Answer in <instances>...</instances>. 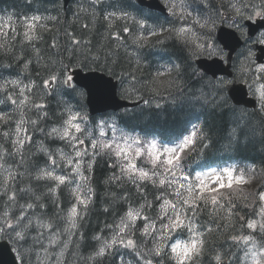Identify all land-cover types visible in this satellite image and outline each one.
Segmentation results:
<instances>
[{"label": "trees", "instance_id": "1", "mask_svg": "<svg viewBox=\"0 0 264 264\" xmlns=\"http://www.w3.org/2000/svg\"><path fill=\"white\" fill-rule=\"evenodd\" d=\"M0 1L3 3L0 4V12L6 13L10 0ZM249 1L245 0L242 7ZM253 2L259 4L261 0ZM216 6L221 7L219 0ZM28 17L24 16L21 22L0 17V101H3L0 113L7 117V122L0 119V157L9 160L14 167L12 171L0 174V212H18L9 217L10 220L16 219L18 224L22 211L29 204L33 205L19 222L24 227L25 239L20 252L25 264H41L42 259L45 264L50 260L52 264H121V257L129 264H147L148 261L157 264L159 258H154L151 250L164 244L167 247L162 264H176L168 242L172 237L187 238L188 233L185 227L172 229V236L168 238L169 228L163 225L169 223L174 213L168 208L167 216L164 215L160 206L165 200L171 201L176 211L179 209L186 218V225L195 223L202 234L199 237L203 241L202 251L194 264H215L218 253L224 255L229 247L221 246L227 236L220 232L224 228L229 230L233 199L226 192L210 196L200 193L191 172L197 163L211 156L208 152L216 148L221 152L226 150L229 159L238 155L255 162L257 167L263 166L264 170V120L249 110L233 107L225 90L197 71L189 54L195 47L190 43L167 42L156 47L165 54L160 59L166 58L172 65V60H176L181 65L176 75L160 81L153 74L158 69L148 66L152 57L150 60L145 48H138L144 53L143 59L135 56L134 50H123V42L112 35L119 28L118 17L105 12L100 4L92 2L89 5V2L74 0L67 12L60 4H47V8L38 15L39 19L32 21ZM132 26L136 28L137 24ZM149 50L150 54H155L152 47ZM25 63L28 64L27 70ZM86 65H100L111 74L131 81L129 95L132 97L144 96L151 98V102H161L128 110L120 116L121 120L116 119L125 127H138L145 132L158 131L169 139L175 138L194 117L206 115L203 122L205 139L198 140L205 152L192 158L184 170L170 176L168 173L160 174L159 169L151 170L143 158L135 157L136 170L129 174L128 164L121 162V156L115 155L114 148H104L99 143L93 146L88 141L89 151L81 160L86 195L77 197L70 182L57 187L54 180H37L36 176L42 169L53 166L49 156L56 160L55 166L66 176L73 175L74 164L68 165L59 154L63 151L64 156L70 158L73 152L71 144L49 136V133L53 127H60L65 122L69 107H83L85 101L79 89L63 91L61 87L65 85L59 83L57 91L50 92L44 82L53 75L57 76V81L61 80V72L69 66ZM13 79L20 83L11 84ZM21 89H24L22 95ZM165 91L169 95L162 97ZM198 99L205 103L196 102ZM191 102L193 104L190 105ZM36 105L45 107L37 108ZM44 112L48 115L43 116ZM13 113H22L19 118L31 130V138L24 141L19 151L18 145H11V119H17ZM88 122H95V118ZM5 132L8 133L6 137L3 135ZM89 163L93 165L91 169L88 168ZM141 170L147 171L151 180H139ZM162 178L165 180L163 185L159 183ZM239 195L237 213H249L252 203L248 204V197L243 192ZM212 198L216 199V204L211 202ZM80 200H88V203L82 204ZM193 201L198 209L195 215L190 211ZM74 205L78 206V211L71 218ZM130 209H140L141 215L135 223H129L130 230L122 234L120 226L122 221H127L126 213ZM71 219L76 221V228L71 227ZM29 221L30 227L25 229ZM150 223L155 230L150 229L151 235H146L143 229ZM45 224L52 227H44ZM126 233H130L129 236H123ZM113 237L125 241L132 239L135 247L117 244L108 248L107 244ZM54 239L56 242L52 243ZM101 247L105 248V254L96 255ZM169 254L171 258H168Z\"/></svg>", "mask_w": 264, "mask_h": 264}, {"label": "snow or ice", "instance_id": "2", "mask_svg": "<svg viewBox=\"0 0 264 264\" xmlns=\"http://www.w3.org/2000/svg\"><path fill=\"white\" fill-rule=\"evenodd\" d=\"M233 7H235V5H233ZM245 8H248V9H251L253 11V15L252 16H245L244 13L241 11V9L239 8H236V12L243 18V19H248V20H251L255 17H260L261 19H264V0H261L260 4L257 5L255 3L253 4H245L244 5ZM259 8V10L257 11L256 9ZM36 19H39V17H36ZM201 27H208L209 29H211L212 25H209V24H204V25H201ZM125 31H127V29H125ZM185 30L183 28L180 29V32L183 33ZM241 35L242 36H245L246 37V32L244 30H241ZM260 37L258 40H257V43L259 44H264V33H260ZM27 39H31V37H26ZM199 48L200 49H204L205 48V45L204 44H201L199 45ZM208 48L210 49L209 51V55H219V53L216 52V49L214 46L212 45H208ZM249 55H254L253 53H249ZM177 67H179L177 65ZM261 70H264V65H261ZM24 68L25 70L28 69V64L25 63L24 65ZM67 71V69H65L64 71L61 72V77H63V79L61 80V83L63 85H65L67 87V89L71 90V91H75V87L74 85L72 84V81H73V76L68 74V75H65V72ZM57 80V76L53 75L51 77V80L50 81H45V86H48L51 84L52 81H55ZM20 82L18 80H11V84L13 85H18ZM223 83V82H222ZM0 88H2V86H0ZM23 91L24 89H21V95L23 94ZM8 99L12 102V103H16L14 100L11 99V97H8ZM261 99L264 100V91L261 92ZM3 101H0V104H2ZM21 103L23 104L24 101H21ZM37 108H43L45 107L44 105H36ZM48 113L47 112H44L43 113V116H47ZM0 119H4L5 122H7V117H6V114L4 113H0ZM77 119V115H72L70 119H68L66 121V123L71 126L72 128H75L76 132H80L81 131V128H80V125L79 124H73V121ZM86 119V118H85ZM23 123V121H21V124ZM32 124L35 125L36 124V121L33 120L32 121ZM18 131H19V126H18ZM3 135L6 137L8 135L7 132L3 133ZM49 136H56L58 137L60 140H65V138H68L70 136V129L69 128H64L63 130H60V129H57L56 127H53L49 133ZM195 136V133L192 134L191 137L188 138V140L186 141V143H193L194 138ZM71 140L73 141V147H75V143L74 141L76 140V137H71ZM82 143L81 142V146H82ZM16 145H18V148H17V151L20 150V148L23 147L24 145V141L22 140H19L17 139V141L15 142ZM93 146H95V143H93ZM104 148H108L110 147L109 145L105 144L103 145ZM43 151L45 153H48V150L47 149H43ZM59 151V149L57 150ZM116 156H120L121 155V152L119 149H117L116 153H115ZM60 156L62 159H66V162L68 165H72L73 164V160L71 158H67L64 156V153L63 152H60ZM75 156L76 157H81L82 156V153L80 151H76L75 152ZM49 159L51 160V164L52 165H56V160L54 159H51V157L49 156ZM153 163H155V161H153ZM169 164L172 163L171 160L168 161ZM93 167V165L91 163H89L88 165V168L91 169ZM128 169H129V174L131 172H134L136 170V166L134 164H129L128 165ZM73 172H76L77 175L80 176V179L81 180H84L85 177L83 176V174L81 173L80 171V163H77L76 166L72 169ZM231 175V173H230ZM44 178H47V179H50V180H55V181H58L59 184L57 185V187L59 186H62L64 185L66 182H69V177L66 176V175H55V173L53 171H46V170H41L39 175L36 176V179L37 180H41V179H44ZM139 180H151V177L149 176L148 172L146 171H143L141 170L140 171V177H139ZM135 182V181H134ZM153 183H155V181H153ZM159 183L161 185H163L165 183V180L162 178L160 179ZM56 189H52V191H55ZM88 191L91 193L92 189L89 188ZM80 193H79V186L77 187V191H76V196L79 197ZM10 199H12V197H10ZM37 199H39V197H37ZM89 199H91V197H89ZM196 199H201L200 197H197ZM260 199L262 201H264V194H261L260 195ZM80 203L82 204H87L88 203V200H80L79 201ZM213 204H216V199H213L212 198V201H211ZM184 203H189V201H185ZM205 203H207V200L205 199ZM28 208H32L33 205L29 204L27 206ZM162 210H164V215L167 216V209L168 208H171L172 209V212L174 214H176V208L175 206H173L171 204V201H168V200H165L164 203L160 206ZM143 208V205H141V209ZM105 211H107V209H105ZM190 211H192V214L195 215L196 212L198 211V209L196 208L195 206V202L193 201L192 202V206L190 208ZM260 214L262 216H264V206H262L260 208ZM77 215V210L75 207H73L71 209V217H75ZM141 215V210L140 209H130L127 211L126 213V217H127V220L135 223L137 221V218L140 217ZM24 217H21L20 220H18V224L17 226L19 225V222L21 220H23ZM147 219V218H145ZM174 222V223H173ZM30 221L28 224L25 225V229H27L28 227H30ZM44 227H48V228H51L52 225L51 224H45L43 225ZM168 227L169 228V231H168V238H170L172 236V229H176V230H179L181 229L182 227H187L189 231H193L196 229V224L195 223H192V222H189L187 225L184 224V221L182 219H180V215L177 216L176 215V218L175 219H171V221L169 220V223L166 224V225H163V227ZM71 227L72 228H76L77 227V224H76V221L73 219L72 222H71ZM128 227V224L125 223L124 221H122L121 223V226H120V232L123 233L125 231V229ZM247 227L249 229H257L259 228V230L261 232H264V222H261V223H257L256 221H252V222H249L247 224ZM150 229L152 230H155L154 228V225H152L151 223L147 226V227H144L143 229V232L144 234L146 235H151V232H150ZM14 230V229H13ZM162 233V232H161ZM198 233V232H197ZM71 235V234H70ZM201 234L198 233V237L200 236ZM16 236L19 237L21 240L24 239V235L22 232H16ZM96 239H99V237H96ZM233 239H238L237 237H233ZM245 243L249 242V241H252L253 237L251 236H246V237H243ZM200 241V244L198 245V249H199V253L198 255H196L195 257H189L187 262H191V264H194V261H195V258L198 257L200 254H201V251H202V245H203V241L202 240H199ZM56 240L54 239L52 241V243H55ZM123 245L125 247H128V248H134L135 247V242L132 240V239H127V241H125L123 238H117V237H113L111 243L107 244V247L108 248H112L114 245ZM167 245L164 244V245H158L156 246L154 249L151 250L152 252V255L154 258H159V260L157 261V264H162V261L166 255V252H165V249H166ZM178 247V246H177ZM65 248H67V243H65ZM190 250V249H189ZM172 251V247L170 249V252ZM105 254V248L104 247H101L99 249V252L96 253V255H99V256H103ZM136 255L139 257L140 256V253H136ZM168 258H171V255L169 254L168 255ZM141 260H143V257H140ZM217 261L220 260V256H216L215 258ZM121 264H125V262H123L121 260ZM147 264H152V261H148ZM256 264H259V262L257 261Z\"/></svg>", "mask_w": 264, "mask_h": 264}, {"label": "water", "instance_id": "3", "mask_svg": "<svg viewBox=\"0 0 264 264\" xmlns=\"http://www.w3.org/2000/svg\"><path fill=\"white\" fill-rule=\"evenodd\" d=\"M77 78L79 79V75ZM91 89L93 95L90 97V103L93 109L98 104L104 107H118L122 105L117 99L116 87L111 82L104 81L103 83L93 84ZM0 264H18L10 248L6 245L0 246Z\"/></svg>", "mask_w": 264, "mask_h": 264}, {"label": "rangeland", "instance_id": "4", "mask_svg": "<svg viewBox=\"0 0 264 264\" xmlns=\"http://www.w3.org/2000/svg\"><path fill=\"white\" fill-rule=\"evenodd\" d=\"M73 124H77V122H75V120H74ZM65 128H69L70 129V135L72 136L73 132L75 131V128H72L68 124L66 125ZM113 141H119L117 136L113 138ZM79 144H80V142H79ZM153 148L156 149V147L154 145H152L150 147V151ZM178 149L179 148H174V147L171 148L170 154H169L170 158H173V157H175L178 154ZM155 154H156V151H155ZM199 179H200V184H201L202 188L211 189V188H216L218 185L223 184L225 181H227L228 180V176L226 174L219 173V171H217V170H211L209 172H206V173H203L202 175H200ZM187 251L188 250L186 248H184L183 246L182 247L181 246L180 247L176 246V252L178 254H180L181 257H183V255Z\"/></svg>", "mask_w": 264, "mask_h": 264}]
</instances>
